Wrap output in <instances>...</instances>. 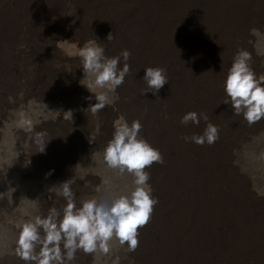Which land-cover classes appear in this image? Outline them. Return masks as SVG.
Instances as JSON below:
<instances>
[{
	"label": "bare ground",
	"instance_id": "1",
	"mask_svg": "<svg viewBox=\"0 0 264 264\" xmlns=\"http://www.w3.org/2000/svg\"><path fill=\"white\" fill-rule=\"evenodd\" d=\"M263 8L264 0H0V264H25L12 251L17 229L8 222L17 219L3 215L25 190H34L37 207L28 194L29 210L39 215L63 207L51 186L70 177L77 205L95 196L93 154L111 138L119 114L139 119L140 135L163 156L146 169L158 203L138 230L135 251L120 248L121 264H264V197L253 190L264 188V119L249 125L222 102L225 73L246 46L249 20L264 30ZM90 38L108 56L131 54L119 99L96 116L87 108L93 94L79 83V58L56 47L58 39L83 45ZM250 65L261 71L254 59ZM145 66L166 70L168 82L156 94L144 93ZM43 102L72 109L73 119H45L52 113ZM21 107L39 121L32 132L13 123ZM189 110L207 120L182 124ZM209 122L218 128L215 143L183 139L202 134ZM38 132L50 139L43 152ZM121 178L124 190L131 177ZM92 257L77 250L72 264H93Z\"/></svg>",
	"mask_w": 264,
	"mask_h": 264
},
{
	"label": "clouds",
	"instance_id": "2",
	"mask_svg": "<svg viewBox=\"0 0 264 264\" xmlns=\"http://www.w3.org/2000/svg\"><path fill=\"white\" fill-rule=\"evenodd\" d=\"M249 32L256 37L253 47L257 55L264 56V32L257 27L250 28ZM106 39H111V32ZM56 47L69 58H79L83 73L79 83L93 94L88 99L94 98L95 102L87 107L93 116L106 106L115 105L119 99L117 89L130 71L129 50L122 49L119 55L108 56L97 38H90L83 45L70 39H58ZM251 59L252 53L244 48L234 54L225 73L222 99L223 103L231 106L234 114L242 115L249 125L264 119V74L257 76L250 65ZM143 69L144 93H158L168 82L166 70L161 66H145ZM12 100L9 97V101ZM34 103L29 101V107ZM43 104L52 113L45 119H57L61 115L64 119H73L72 109L62 111ZM201 119L207 120L206 114L189 110L180 117V122L198 125ZM38 122L24 107L14 111L13 123L17 128L32 132ZM112 126L111 138L93 155L99 163L115 170L120 176H130V183L124 190L113 191L112 182L103 179L107 194L103 198H82L79 205L74 198L71 187L74 180L71 177L51 186L57 196L64 198L63 207H51L46 215L23 210L22 215L29 218L14 225L17 231L12 251L25 264H72L77 250L93 254V264H121V256L113 254V242L128 252L138 247V230L147 225L158 203L146 169L154 163L162 164L163 156L158 148L140 135L142 124L139 119L129 122L123 114H119ZM99 131L97 123L95 132L98 134ZM43 136L42 132L36 133L37 152L45 151L50 140L45 142ZM218 138V128L211 122L202 134L183 137L185 141L209 145ZM94 139L95 134L91 141L88 139L89 143ZM28 163L30 160L25 164ZM78 165L79 162L74 166ZM86 174V170L82 171L79 178L83 179ZM95 190L101 191L99 186ZM253 190L257 196L264 197V188L254 186ZM35 207L37 205L33 203L32 208Z\"/></svg>",
	"mask_w": 264,
	"mask_h": 264
},
{
	"label": "rangeland",
	"instance_id": "3",
	"mask_svg": "<svg viewBox=\"0 0 264 264\" xmlns=\"http://www.w3.org/2000/svg\"><path fill=\"white\" fill-rule=\"evenodd\" d=\"M264 9V8H263ZM256 26V21L255 19H252V20H249V26L246 28V31H245V36H246V46L244 49H247L249 52L252 53V59H254L257 63V70H261L259 73L257 71L256 74H258L257 76L261 75V74H264V66H261L260 63H262L264 61V59H261L263 58L264 56L262 55H257V52H256V49L253 47V43L256 41V37L252 36L249 32V29L252 28V27H255ZM264 32V30L262 31ZM263 60V61H262ZM260 64V65H259ZM263 69V70H262ZM262 72V73H261ZM114 108V106H113ZM117 110L118 108L115 107ZM264 140V138H263ZM247 139L245 140V144L247 146ZM248 147V146H247ZM249 162V161H248ZM250 163V162H249ZM252 166H255L256 164L255 163H250ZM250 165V166H251ZM91 170H92V177L94 178L95 180V188L97 186L100 187L101 191L97 192L96 191V194L95 196L97 198H103L106 194H107V191H106V186L102 183V180L103 179H109L111 182H112V185H113V191H120V188L122 187L123 185V181H122V178L120 179V176L117 175V172L115 170H112V169H108L106 166H104L103 164L101 163H96L94 165L91 166ZM98 173V174H97ZM129 176L127 175V178ZM65 178V177H64ZM129 179V178H128ZM44 183V184H43ZM40 184V187L42 188L46 183L43 182ZM50 183V182H49ZM7 184V183H6ZM6 184H4V192H6L8 189L6 188ZM51 185V183H50ZM35 185H31L30 187V190L32 189V187H34ZM27 188V187H26ZM28 189V188H27ZM32 191V192H31ZM30 192L27 193V190H25L23 193L25 194L24 197H22L24 194L22 193L21 196L18 197V199L16 200V204H14L13 208L7 212H4L3 215L4 216H8V215H12L15 217V219L17 220H14V218L12 219L10 216V218L12 220H10L8 222V224L10 226H12L13 228H15V223L16 222H19L20 220H22V211L23 209L25 210H29V203H28V194L30 195L31 199H32V203L36 202V196H34V190H31ZM20 202H23L24 203V206H19V203ZM27 204V205H25ZM16 205V206H15ZM21 209V210H20ZM14 210V211H12ZM16 210V211H15ZM30 211V210H29ZM15 213V214H14ZM19 214V215H17ZM22 215V216H21ZM19 218V219H18ZM118 249V251H117ZM113 254H119L120 256L122 255V250L120 249V247L115 243L113 242ZM93 258V257H92ZM91 258V260H92Z\"/></svg>",
	"mask_w": 264,
	"mask_h": 264
}]
</instances>
